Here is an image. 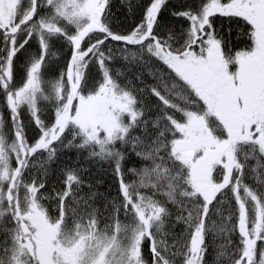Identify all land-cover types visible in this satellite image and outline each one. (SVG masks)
<instances>
[{"label": "snow or ice", "instance_id": "1", "mask_svg": "<svg viewBox=\"0 0 264 264\" xmlns=\"http://www.w3.org/2000/svg\"><path fill=\"white\" fill-rule=\"evenodd\" d=\"M119 2L0 0V264H264V0Z\"/></svg>", "mask_w": 264, "mask_h": 264}, {"label": "trees", "instance_id": "2", "mask_svg": "<svg viewBox=\"0 0 264 264\" xmlns=\"http://www.w3.org/2000/svg\"><path fill=\"white\" fill-rule=\"evenodd\" d=\"M113 11L116 12L117 16L123 18L127 15V8L120 5L119 0H116L115 4H114V8ZM174 23L176 24H181V21H174ZM59 63H63V61H60ZM27 116H25V120H26ZM27 121V120H26ZM32 133L30 132V135ZM65 156H71L73 159H75L76 157V153L75 152H71V153H65ZM81 164H84V161H81ZM52 169L54 170H58V163H53L51 165ZM106 167V165H105ZM91 172L92 173H96V167L92 166L91 167ZM97 178H100V174L97 173ZM105 179V185L101 187V191H104L105 188L107 187L108 182L110 181V177H104Z\"/></svg>", "mask_w": 264, "mask_h": 264}, {"label": "flooded vegetation", "instance_id": "3", "mask_svg": "<svg viewBox=\"0 0 264 264\" xmlns=\"http://www.w3.org/2000/svg\"><path fill=\"white\" fill-rule=\"evenodd\" d=\"M115 2H116V0H114V4H115ZM181 21V24H183L184 23V21H182V20H180ZM209 260L211 261V259H212V255H211V249H210V254H209Z\"/></svg>", "mask_w": 264, "mask_h": 264}, {"label": "rangeland", "instance_id": "4", "mask_svg": "<svg viewBox=\"0 0 264 264\" xmlns=\"http://www.w3.org/2000/svg\"><path fill=\"white\" fill-rule=\"evenodd\" d=\"M26 120H27V118H26Z\"/></svg>", "mask_w": 264, "mask_h": 264}]
</instances>
